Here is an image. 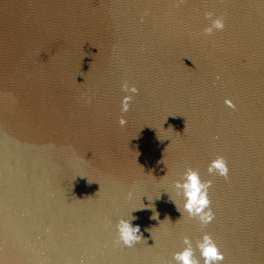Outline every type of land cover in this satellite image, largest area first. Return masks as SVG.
<instances>
[{
    "label": "water",
    "instance_id": "water-1",
    "mask_svg": "<svg viewBox=\"0 0 264 264\" xmlns=\"http://www.w3.org/2000/svg\"><path fill=\"white\" fill-rule=\"evenodd\" d=\"M177 3L0 0V264H176L205 233L264 264V0ZM188 168L213 182L206 228L177 209Z\"/></svg>",
    "mask_w": 264,
    "mask_h": 264
},
{
    "label": "clouds",
    "instance_id": "clouds-1",
    "mask_svg": "<svg viewBox=\"0 0 264 264\" xmlns=\"http://www.w3.org/2000/svg\"><path fill=\"white\" fill-rule=\"evenodd\" d=\"M186 3V0H178L177 7ZM205 18L210 21V24L204 28L203 34L211 36L214 32L223 31L225 29V20L223 17H215L214 13H205ZM142 51V49H141ZM219 79V77H217ZM122 91L128 93L125 95L121 102V112L127 113L130 111V106L133 102L134 96L139 94V89L135 86L130 87L127 81L122 85ZM88 104L92 103V99L88 98ZM225 104L235 109V104L231 100H226ZM128 121L121 116L119 125L125 127ZM208 174L210 176H220L225 180L229 179L230 169L227 160L223 156H217L208 166ZM211 180H202L198 170L188 168L184 173L183 182L177 181L174 185L177 190V195L182 196L183 211L176 206L178 211L186 213L190 219L198 220L203 226L207 227L215 220V213L211 208V200L209 197V190L212 187ZM131 198V193H129ZM134 219V218H133ZM152 219H158V214L154 215ZM118 233V242L122 243L127 248H132L140 243L143 239L139 226H133L132 220L120 219L116 225ZM183 244L185 247L182 251L176 252L173 259L176 264H223L225 256L220 251L218 245L210 234L205 233L201 239L196 241L195 247L189 237H184ZM199 252V257L196 252Z\"/></svg>",
    "mask_w": 264,
    "mask_h": 264
}]
</instances>
